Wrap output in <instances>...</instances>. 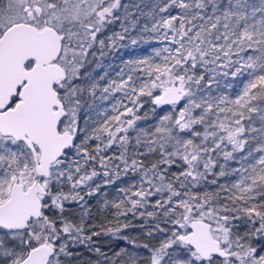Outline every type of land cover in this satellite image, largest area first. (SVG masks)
Instances as JSON below:
<instances>
[{
  "label": "snow or ice",
  "instance_id": "snow-or-ice-1",
  "mask_svg": "<svg viewBox=\"0 0 264 264\" xmlns=\"http://www.w3.org/2000/svg\"><path fill=\"white\" fill-rule=\"evenodd\" d=\"M132 7L140 6L0 0V264H64L72 256L69 244L91 246L100 233L85 227V195L99 190L92 186L97 177L111 182L121 165L141 172L142 180L121 190L124 198L113 204L118 226L103 232L117 235L130 227L118 218L135 215L155 195L154 211L139 215L168 225H155L165 238L151 248L144 244L149 255L130 257L131 264H264V0H227L225 6L220 0H160L148 13L151 28L142 29L164 43L155 50L159 61L127 62L129 70L102 88L105 99L120 94L112 114L94 127L87 120L82 126L84 96H95L105 79L88 68L97 53L103 57L125 39L127 24L137 26ZM115 23L121 31L108 35ZM249 50L257 54L246 55ZM197 69L211 74L207 85ZM218 74L246 75L234 98L208 94ZM146 102L153 113L170 110L154 131H137L135 145L146 151L130 158L129 132L137 130ZM253 114L261 127L246 129ZM247 132L260 134L251 138L256 147ZM114 147L119 155L109 156ZM157 153L147 166L135 158ZM237 154L240 167L229 173L226 163ZM178 160L182 170L171 173ZM230 174L238 179L218 184ZM204 184L216 190L199 191ZM72 203L79 206L78 219L68 210Z\"/></svg>",
  "mask_w": 264,
  "mask_h": 264
},
{
  "label": "trees",
  "instance_id": "trees-1",
  "mask_svg": "<svg viewBox=\"0 0 264 264\" xmlns=\"http://www.w3.org/2000/svg\"><path fill=\"white\" fill-rule=\"evenodd\" d=\"M125 3L130 5H139V9L135 7L130 8L132 12V17L135 19L139 17L137 21V26L132 28L130 24L126 26L129 27V32L123 41L114 48V49H105V55L101 57L97 53L96 58L93 63L88 68V71L92 72L94 78L99 79L101 76H105L104 80H100L101 90H97L95 96L88 95L87 93L84 96L83 108L80 114L81 125L84 126L83 122L87 120L89 127L96 126L97 123L102 122L105 116L112 114V104L115 103L116 99L120 98V94L116 93L109 95L107 99L103 98L102 88L107 82L111 79H117V73L121 69H124L125 72L129 70L127 62L142 60L146 57H151L155 61H159V58L155 56V50L164 47V43L150 38L153 36L151 32H144L142 29L144 25H148L151 28L152 19L148 15L151 12L152 7L160 2V0H124ZM251 3H258V0H248ZM221 6L227 4V0H220ZM143 12L144 15H140ZM212 12L211 5L208 6L206 13L210 15ZM123 15V13H121ZM196 23H203V21H196ZM121 31L120 23H115L111 26L108 31V35H111L112 32ZM135 39L137 42L132 43V40ZM257 53L249 52L246 55H256ZM97 63L99 67H97ZM134 66V65H133ZM94 70V71H93ZM221 70H218V72ZM200 72H205L204 69H197V75ZM211 78V74L205 72V81L203 84L207 85L208 79ZM245 76L232 77L231 75L224 76L218 74L214 78V82L211 85H208V94L212 96L217 95H227L230 98H234L238 94L242 84L240 81L245 80ZM231 85V87H229ZM170 110V106L157 108L155 113L152 111V105L150 103H145L144 107L140 109L138 115L142 117L141 120L137 121V130H130L129 135L132 138V143L128 146V156L131 158L136 153H144L146 151L145 147H137L135 145V137L137 136V131L141 128L147 129L149 131H154L155 125L159 122L161 116L165 115L166 112ZM147 113V116H145ZM256 128L261 127V122L259 118L253 114V121L245 123V128ZM197 130L202 131L203 129L197 126ZM187 138V135L184 134ZM247 137L249 138L251 147H256V141L252 140L253 136H256L259 139L260 134L247 132ZM199 142V141H197ZM119 148L114 147L109 151L108 155H119ZM135 158L138 160H144L145 165L147 166L150 162H153L159 159V155H149L144 156L137 154ZM219 163L224 164L225 161L223 157L218 158ZM130 162V160H129ZM252 161L249 160L248 163ZM181 161H177L176 165H173L170 169L171 173L181 171L180 164ZM240 155L237 154L235 160H230L226 163V171L231 173L233 168L240 167ZM97 170L103 172V169H100L97 165ZM219 169L217 168L216 171ZM119 175H114L111 177V182L104 183L105 177L103 175L97 177L93 182V187L100 185L98 191L93 195L87 196L85 192L87 189L81 192V195H85L86 207L89 209V215L85 219V227H92V231L99 232L100 235L93 236L91 246L86 244H69V251L72 252V256L64 260V264H131L130 257H140L146 258L149 255L147 249L143 247L144 244H148L149 248L158 243L165 238V236L159 232L153 231L156 224H159L161 228H166L168 225H165L164 222L160 219L141 217L139 211H154V208L151 206L155 203L156 199H159V195H155L149 198L148 205L145 208L140 209L135 215L128 213L127 217H119L120 224H129L130 227L122 228L117 235H112L111 233L103 232V228L108 227H117V217H116V208L113 207V204L118 202L120 199L124 198V194L121 191L131 187L132 185L139 186L142 180V173L137 171L133 172L128 170L125 172L123 166L121 165ZM214 177L209 175V181ZM238 179V176L230 174L225 177H220L218 179V184H230ZM146 186V185H145ZM217 185L204 184L198 186V190L203 192L205 189L209 191H215ZM107 202V206H106ZM69 212L73 213L76 218H79L80 209L76 203H72L68 206ZM124 209L122 208L121 211ZM149 231L153 232L152 236H148ZM243 231V229H241ZM91 234V233H89ZM128 237L129 239H124ZM134 241V243L130 242ZM99 248L100 252L97 253L95 248ZM124 252H121V250ZM117 253H120L118 256ZM138 264H143V259L138 261Z\"/></svg>",
  "mask_w": 264,
  "mask_h": 264
},
{
  "label": "water",
  "instance_id": "water-1",
  "mask_svg": "<svg viewBox=\"0 0 264 264\" xmlns=\"http://www.w3.org/2000/svg\"><path fill=\"white\" fill-rule=\"evenodd\" d=\"M162 107H166V106H162Z\"/></svg>",
  "mask_w": 264,
  "mask_h": 264
}]
</instances>
